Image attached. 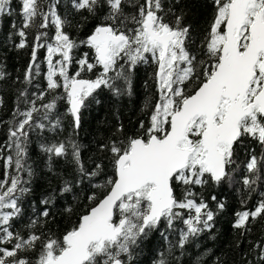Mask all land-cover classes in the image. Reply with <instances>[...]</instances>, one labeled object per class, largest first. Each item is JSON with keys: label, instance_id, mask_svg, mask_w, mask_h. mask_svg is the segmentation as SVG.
I'll return each mask as SVG.
<instances>
[{"label": "snow or ice", "instance_id": "obj_1", "mask_svg": "<svg viewBox=\"0 0 264 264\" xmlns=\"http://www.w3.org/2000/svg\"><path fill=\"white\" fill-rule=\"evenodd\" d=\"M19 2L21 24L19 28L15 22L12 24L20 37L16 47L27 46L25 30L38 15L42 17L41 29H47L49 24L55 28L52 37L47 32L37 33L25 82L31 83L40 74L37 51L46 49L47 88L63 89L66 95L59 98L70 105L68 111L74 118V128L80 126L85 101L95 99L93 94L101 87L116 96L131 94L132 74L140 64H155L159 94L148 127L144 128L143 121L140 124L143 134L121 142L123 147L112 143L114 175L105 184L93 185L108 186L107 193L62 239L49 238L44 242L36 264H131L132 249L157 229L161 221L172 229L177 218H183L185 225L180 231V248L190 237L211 232L216 216L226 210V202L218 201L213 211L202 197L197 200L195 187H203L208 180L219 185L229 176L235 150L243 144V138L249 137L264 147V0H213L215 16L204 37L205 43L200 45L208 62L198 59L199 50L186 46L190 26L181 27L182 17L177 16L175 25H170L158 15L163 11L161 0H145L138 14L131 17L123 11L124 0H104L108 7L105 20L112 23L97 25L81 41L73 40L64 31L65 21L55 3L47 13H42L38 12V0ZM11 3L12 0H0V21L13 14ZM99 3L100 0H73L72 6L94 15ZM129 20L133 27H122ZM80 46L90 48L93 58L90 62L88 53H84L75 60L78 67L70 75L73 50ZM197 66H203L202 80L196 76ZM97 68L95 79L81 76ZM189 81L193 84L199 81L190 94L185 89ZM21 96L27 97V93L22 92ZM37 99H43V93ZM25 103L31 106L13 113L8 140L0 145V160L5 167V177L0 180V264H30L27 258H18V253L34 248L40 239L35 234L20 236L11 230L10 224L21 212L19 198L30 191L24 186L27 182L20 178L22 171L29 177L32 175L26 164L29 133L33 128L45 127L42 122H33V114L40 111L35 101L26 99ZM42 107V119L47 120L55 108V99ZM58 126L57 120L52 127ZM40 147L49 159L67 156L71 149L81 178L94 177L101 168L97 164L95 171H86L80 161L79 145L71 140ZM5 148L7 156L3 155ZM262 162L264 157L251 155L247 172H258ZM9 169L16 173L10 180ZM253 183L248 177L243 179L249 188ZM177 184L184 189L182 198L174 194ZM72 190L73 184L66 181L61 194ZM89 199H96L95 194ZM212 200L216 201V196ZM53 202L54 194L41 200L45 206ZM180 210H185L187 216ZM40 215L48 217V208ZM261 216L264 199L252 210L237 211L232 227L244 235L250 231L249 221ZM6 244H11V248L3 246ZM255 247L264 262V246ZM160 264L165 262L161 260Z\"/></svg>", "mask_w": 264, "mask_h": 264}, {"label": "trees", "instance_id": "obj_2", "mask_svg": "<svg viewBox=\"0 0 264 264\" xmlns=\"http://www.w3.org/2000/svg\"><path fill=\"white\" fill-rule=\"evenodd\" d=\"M56 4V10L65 21L64 31L76 41L85 40L92 34L95 27L101 23H112L105 20L108 7L104 0H100L94 15L87 10L77 11L73 0H38V12L47 13L51 4ZM145 0H124L122 8L126 16L138 14L140 5ZM163 11L158 15L163 17L165 23L175 25L176 17H182L181 27L190 26L189 40L186 46L193 51L199 50L198 59L208 62L207 56L200 45L205 43L204 37L208 33L215 16L216 8L213 0H161ZM12 15L5 16L0 21V145L8 140L9 122L13 120V113L19 108L25 110L30 107L25 100L35 101L39 112L33 114V122H42L43 129L33 128L28 137L26 164L32 170L31 177L26 172L20 173V178L27 183L30 189L18 200L20 214L10 221L11 230L22 237L35 234L40 237L32 249L21 251L19 257L27 258L30 264H36L42 246L49 238L62 239L70 231L79 218L86 214L107 193L108 186L93 187L94 184H105L108 178L113 177L114 156L110 151L113 142L123 147L129 138L142 135L144 129L140 128L143 121L144 128L148 127L149 116L158 100L157 84L155 82V64H140L132 74L131 94L125 93L116 96L110 89L101 87L85 101V107L80 111V126L74 128V118L69 113L70 105L66 99H60L66 94L62 88L48 89L46 81V49L37 51V63L40 74L34 76L31 83L25 82V72L31 60L32 47L35 37L39 32H47L49 37L55 33L51 24L47 29H41L42 17L37 16L32 25L26 29L27 46L23 49L16 47L20 37L12 28L13 22L17 28L21 24V4L19 0H12ZM119 23V18L117 20ZM124 28L133 27L126 21ZM11 37V38H10ZM84 53H88L91 62L93 52L86 46L73 50V63L69 69L72 75L78 65L75 60ZM58 58V57H57ZM56 59V58H54ZM99 69L91 73H81L83 78L95 79ZM203 66H197L196 76L201 80ZM123 85L122 81H117ZM199 81L193 84L189 81L185 85L187 93H191L198 86ZM22 92L27 97L21 96ZM43 93V99H37ZM55 99V108L49 113V119L43 120L44 109L42 105ZM96 101H99L98 103ZM59 121V126L52 125ZM27 127V126H26ZM73 141L80 148V161L86 171H95L96 165L101 166L94 177L81 178L77 163L71 155L49 159L41 150L42 144H53ZM9 154L5 148L4 156ZM14 154V153H13ZM264 157V147L257 141L245 137L243 144L236 148L234 153L235 163L231 166L229 176L219 185L211 180L203 186L195 187L197 200L202 197L209 208L216 211L218 201L226 202V210L220 212L215 220V227L211 232L205 231L197 237H190L183 248H180V231L185 228L183 218H177L173 228L167 229L164 222L150 232L147 238L132 249L133 259L131 264H264L260 261V250L255 246H264V216L250 220V231L241 235V230L234 229L232 224L235 213L245 209L252 210L261 199H264V162L260 164L258 172L248 173L246 164L251 155ZM16 175L14 169H9V180ZM5 177L4 161L0 160V180ZM248 177L254 181L251 188L243 184V179ZM68 181L73 184V190L61 194V188ZM184 189L180 185L174 186V194L182 198ZM54 194V202L50 205L41 204V200ZM95 194L96 199L89 197ZM217 200L213 201L212 197ZM243 202V203H242ZM47 207L48 217L40 213ZM184 216H187L185 210ZM35 221V223H33ZM163 233V235H161ZM11 248V244L3 245ZM12 259V258H9Z\"/></svg>", "mask_w": 264, "mask_h": 264}]
</instances>
